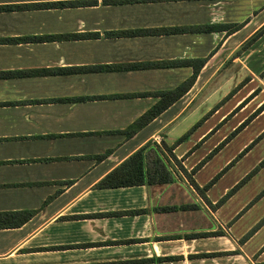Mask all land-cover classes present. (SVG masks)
<instances>
[{"label": "crops", "instance_id": "crops-1", "mask_svg": "<svg viewBox=\"0 0 264 264\" xmlns=\"http://www.w3.org/2000/svg\"><path fill=\"white\" fill-rule=\"evenodd\" d=\"M263 103L264 0H0V264H264V123L201 175ZM145 144L171 182L96 185Z\"/></svg>", "mask_w": 264, "mask_h": 264}, {"label": "trees", "instance_id": "trees-1", "mask_svg": "<svg viewBox=\"0 0 264 264\" xmlns=\"http://www.w3.org/2000/svg\"><path fill=\"white\" fill-rule=\"evenodd\" d=\"M195 74L196 71L192 74L191 80H193ZM263 107L264 103L257 109V112ZM157 108L160 109V106L154 107L153 112H155ZM140 121L147 120L143 118L140 119ZM128 129L133 131L135 126L131 125ZM148 147L149 145L145 144L137 149L111 172L105 175L96 185L98 187H121L136 184L171 182L173 180L172 173L155 147L152 148L154 156L150 158V160L148 158L146 160ZM32 213V210L0 212V227L21 225Z\"/></svg>", "mask_w": 264, "mask_h": 264}, {"label": "rangeland", "instance_id": "rangeland-1", "mask_svg": "<svg viewBox=\"0 0 264 264\" xmlns=\"http://www.w3.org/2000/svg\"><path fill=\"white\" fill-rule=\"evenodd\" d=\"M226 90L228 92L231 90L230 92H232V91H234V88H228L227 89L226 87H224L222 89V93H224V91H226ZM219 95H221V93ZM216 98H217V96L212 97L209 100V102L207 103V105H205L202 109H205V108L209 107L210 105H214ZM210 119H209V122H210ZM226 119H227V117L225 118V120ZM262 123H264V117L260 118L259 120L255 121L253 123H250L248 125V127L249 126L250 127L247 131L239 132L236 134V136L232 137L231 140L221 150H219V152L216 154V156L214 158H212L211 161H209V164L202 171L201 175L205 176V173L207 174L208 172L214 171L217 167H219V165L223 163V161L226 159V157L232 155L241 146L242 142L245 141L249 135H252L258 129L259 125ZM229 134H230V132H229ZM254 137L256 138V136H254ZM263 153H264V138H261L251 147L249 154H247L243 158H240L241 155L238 156L235 166H234V164L231 166V168L224 174V176L220 182H223V184H227L229 181L232 180V178L235 175L240 174L250 162H253L257 156H259ZM217 169H219V168H217ZM247 181H248L247 184L242 188V191L236 197V199H238L239 201L245 193L249 194L253 190V188L256 187V184H257V186L258 185H264V170H262V172H260L259 175L251 177V179L250 180L248 179ZM236 202H237V200H236ZM236 202L234 203V206H235ZM262 206H264V199L257 206L255 211H252V212L259 211L258 209ZM243 221H244V219H242V222Z\"/></svg>", "mask_w": 264, "mask_h": 264}]
</instances>
